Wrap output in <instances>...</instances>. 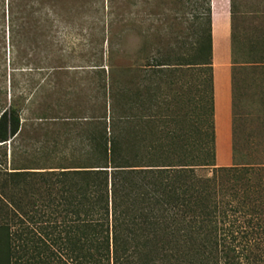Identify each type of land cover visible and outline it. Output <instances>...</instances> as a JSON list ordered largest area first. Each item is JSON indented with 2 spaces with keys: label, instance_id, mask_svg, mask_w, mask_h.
Instances as JSON below:
<instances>
[{
  "label": "trees",
  "instance_id": "obj_1",
  "mask_svg": "<svg viewBox=\"0 0 264 264\" xmlns=\"http://www.w3.org/2000/svg\"><path fill=\"white\" fill-rule=\"evenodd\" d=\"M143 2L158 55L115 69L210 64V0ZM188 9L194 43L170 47L160 34ZM64 13L62 0H0V32L9 34L10 50L42 53ZM31 62L20 56L22 66ZM105 96L97 114L82 118L93 121L94 135L68 154L59 142L51 150L17 146L19 111L0 91V264H264V159L238 162L233 141L227 167L214 166L213 156L207 165L176 157L210 148L196 147L199 129L166 115L169 108L127 125L121 143L107 79ZM166 149L169 156L158 157Z\"/></svg>",
  "mask_w": 264,
  "mask_h": 264
},
{
  "label": "rangeland",
  "instance_id": "obj_2",
  "mask_svg": "<svg viewBox=\"0 0 264 264\" xmlns=\"http://www.w3.org/2000/svg\"><path fill=\"white\" fill-rule=\"evenodd\" d=\"M218 3L214 0V12H218ZM232 4L234 12L242 13L235 21L240 47L234 62L246 65L236 70L240 82L236 83L232 141L238 162L263 160L264 71L247 64L260 60L264 49L259 47L258 52L249 54L247 39L255 37L257 28L264 27V14L259 15L257 25L252 15L245 14L263 12L264 0H233ZM62 5L65 13L61 28L54 39L47 38L49 45L45 52L10 50L9 34L0 32V91L4 92L6 105L13 104L19 111L21 126L15 144L22 149L51 150L53 143L59 142L66 145L60 149L69 154L81 138L95 133L93 121L88 120L85 125L82 118L92 117L102 107L107 71L111 67L145 63L147 58L156 57V50L160 49L155 45L157 32L147 30L149 21L143 0H62ZM183 12L181 24L172 23L169 31L160 34L170 47H174V41L187 47L194 43L190 28L192 11ZM214 20L217 24V19ZM14 39L19 41L21 37L17 35ZM14 39L11 36V41ZM21 55H28L33 62L22 66ZM11 57H17L13 66L9 64ZM159 151L158 157L169 156V150ZM213 151L178 150L176 157L184 156L197 165H207L212 161Z\"/></svg>",
  "mask_w": 264,
  "mask_h": 264
},
{
  "label": "crops",
  "instance_id": "obj_3",
  "mask_svg": "<svg viewBox=\"0 0 264 264\" xmlns=\"http://www.w3.org/2000/svg\"><path fill=\"white\" fill-rule=\"evenodd\" d=\"M217 1L219 9L214 12V0H210L209 65L129 67L107 71L108 92L111 87L112 93V100H108L107 108L108 114L112 111L115 126L113 135L117 141L127 142V125H136L143 118L154 114L160 117L164 115V109L169 108L166 115L183 118L182 123L188 130L191 127L199 129L197 142L201 145L196 147L214 150V166L227 167L232 164L236 83L240 82L236 70L246 67L234 62V56H237L240 47L239 27L235 21L236 16L241 17L242 13L233 11V0ZM257 11L245 14L252 15V21L256 25L259 15L264 14V11ZM254 14L257 16L253 17ZM214 19H217V24ZM255 32V37L247 39L249 54L258 52L259 47L264 49V27L257 28ZM247 65L264 71V63L260 60ZM144 131L146 127L141 128L140 134ZM190 139L194 141L195 136Z\"/></svg>",
  "mask_w": 264,
  "mask_h": 264
}]
</instances>
